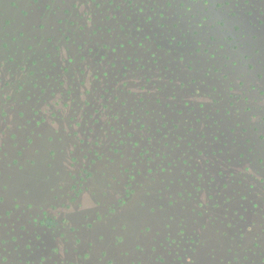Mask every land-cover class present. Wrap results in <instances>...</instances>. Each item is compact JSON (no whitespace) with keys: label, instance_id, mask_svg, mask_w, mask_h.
Wrapping results in <instances>:
<instances>
[{"label":"rangeland","instance_id":"1","mask_svg":"<svg viewBox=\"0 0 264 264\" xmlns=\"http://www.w3.org/2000/svg\"><path fill=\"white\" fill-rule=\"evenodd\" d=\"M171 4L0 0V264H264V0Z\"/></svg>","mask_w":264,"mask_h":264},{"label":"snow or ice","instance_id":"2","mask_svg":"<svg viewBox=\"0 0 264 264\" xmlns=\"http://www.w3.org/2000/svg\"><path fill=\"white\" fill-rule=\"evenodd\" d=\"M164 2L167 4V6L169 8H171L172 4H171V0H164ZM181 7H183V4L180 5ZM191 10V9H190ZM141 47H143V45H141ZM113 67H115V65H113ZM0 203H2V198H0ZM230 227V225H229ZM149 230L151 231V228H149Z\"/></svg>","mask_w":264,"mask_h":264}]
</instances>
